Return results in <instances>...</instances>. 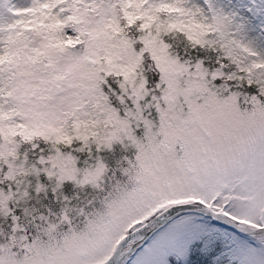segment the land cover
<instances>
[{"label":"snow or ice","instance_id":"1","mask_svg":"<svg viewBox=\"0 0 264 264\" xmlns=\"http://www.w3.org/2000/svg\"><path fill=\"white\" fill-rule=\"evenodd\" d=\"M232 22L0 0V264H264V54Z\"/></svg>","mask_w":264,"mask_h":264},{"label":"rangeland","instance_id":"2","mask_svg":"<svg viewBox=\"0 0 264 264\" xmlns=\"http://www.w3.org/2000/svg\"><path fill=\"white\" fill-rule=\"evenodd\" d=\"M248 1L251 0H209L214 7L222 9L225 13L232 16L233 22L229 28L230 35L264 54V27L260 26L259 29L254 28L253 8L251 10L248 7ZM15 2L22 3L24 0H15ZM188 3L204 4V0H188ZM218 251H220L219 245L216 246L215 251L204 252L201 251V245L196 243L192 245L186 259L180 261L173 259L171 260V264H204L202 260L195 256L193 257V255H197L200 252L204 256L210 255L212 259ZM207 264H212V260Z\"/></svg>","mask_w":264,"mask_h":264},{"label":"trees","instance_id":"3","mask_svg":"<svg viewBox=\"0 0 264 264\" xmlns=\"http://www.w3.org/2000/svg\"><path fill=\"white\" fill-rule=\"evenodd\" d=\"M248 7L253 8V26L255 29H259L260 26L264 27V0H251L248 1ZM194 256L200 260H202V262L205 264H207L208 262H210L212 259L210 258V255H202L200 254V252ZM193 256V257H194Z\"/></svg>","mask_w":264,"mask_h":264}]
</instances>
